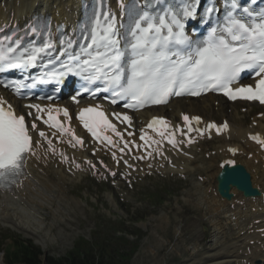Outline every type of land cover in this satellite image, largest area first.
<instances>
[{"label":"snow or ice","instance_id":"obj_1","mask_svg":"<svg viewBox=\"0 0 264 264\" xmlns=\"http://www.w3.org/2000/svg\"><path fill=\"white\" fill-rule=\"evenodd\" d=\"M94 3L95 8L87 24L81 26L80 39L64 33L62 25L53 29L50 20H33L23 30L25 36L40 38V46L32 44L21 47L23 36H18L15 40L12 36L0 37V73L11 69L35 68L38 61L48 56L43 67L47 69L58 62L59 70L43 73L36 82L51 83L48 77H56L59 82L69 74L81 76L89 83L102 81L106 85L105 91L111 87L114 96L130 99L131 102H126L124 107L133 110L166 104L172 96H200L209 91L222 93L229 100L259 101L264 105V9L257 11L245 7L240 11L236 0H231L219 26L212 28L208 38L194 46V42L185 33V22L197 15L194 0H185L183 7L179 9L174 5L161 6L158 12L148 10L149 0H145L143 5L133 4L127 13L129 23L126 31L124 23L119 22L118 15L109 6L108 0H94ZM116 3L123 13L127 7L123 0H116ZM163 4L168 5V0H163ZM205 11L210 15L217 8L210 7ZM0 31L3 29L0 28ZM56 32L61 34L54 42L53 35ZM57 44L60 46L59 55L52 57V50L56 49ZM75 45H79L78 51L75 50ZM65 56L67 60H62L61 57ZM245 71L254 72L258 77L254 85L239 83ZM125 74L126 83H121ZM3 86L11 87L7 83ZM73 102L78 103L75 97ZM111 102L115 104L117 101L113 99ZM25 107L30 110L28 115H32L34 110V121L41 120L60 137H70V147L84 145L85 141L76 136L69 126L72 117L67 108H44L33 103H28ZM43 113L47 114V119L43 118ZM60 115L63 116V122L58 119ZM113 117L122 124L132 123L128 115L113 113ZM180 118L188 133L194 130L201 137L205 131L215 129L220 134L227 129V124L217 126L214 123H209L205 129H193L192 124L201 123L200 117L182 114ZM76 120L98 143L116 145L110 136L104 134L108 132L122 138V133L99 105L81 108ZM184 128L176 125L173 131L169 121L153 117L148 121L146 129H151L160 139L146 135V129L142 128L140 140L144 145L132 146L150 148L154 144L157 147L147 150L144 156H133V159H146L153 156V152L163 156V142L177 151L180 150V144L188 146L195 143L184 132ZM31 131L37 132L41 141L47 143V151L56 153L52 140L48 139L44 131L39 130L36 123L31 124ZM176 133H181L184 139L178 141ZM128 135L132 136L133 133L129 132ZM249 139L264 150V139L259 135H252ZM59 142L64 141L61 139ZM121 142L123 147L119 151L123 153L125 149H129V143L123 139ZM34 146L41 145L34 142L26 116L17 114L11 104L0 98V188L16 183V178L23 174L27 157L36 155ZM228 152L235 155L237 149L229 148ZM60 155L62 163L69 162L67 156L63 153ZM112 159L119 164L115 152ZM71 163L75 168H80V164L75 161ZM85 163L95 169L91 161L86 160ZM124 164L132 167L126 160ZM225 164L233 165L234 161H225L221 167ZM111 175L115 176L116 173L112 172Z\"/></svg>","mask_w":264,"mask_h":264},{"label":"rangeland","instance_id":"obj_2","mask_svg":"<svg viewBox=\"0 0 264 264\" xmlns=\"http://www.w3.org/2000/svg\"><path fill=\"white\" fill-rule=\"evenodd\" d=\"M190 106L185 107L191 110L192 106ZM227 111L226 114H228ZM210 112L208 111V113ZM197 113L204 116L210 115L213 119H219L220 117L215 111L207 114L202 108ZM239 128L244 127L239 126ZM156 184L157 181H152L148 185H139L133 192L128 193L130 199L136 200L133 204L134 211L142 214L146 206L155 207L156 210L154 209L145 214L146 216L143 215V218L139 220H134L133 228L125 226V228L130 229V232H118L117 228L113 230L115 236L126 241V247L136 245L137 249L129 264H203V262L197 260L194 262L187 250H190L192 244H197L198 249L209 247L202 240L207 231L206 213L193 202V199H189L188 196L190 195H185L184 190H175L174 193L169 186L172 185L171 183L167 184L170 193L167 198L165 197L166 200L163 202L154 201L144 191L153 187L149 191H154L158 186L164 185V183ZM197 188L195 191L201 193L200 190L197 191ZM103 191L102 188L88 191V204L81 208L77 203L78 199L72 196L70 191L66 192L65 197L61 199L68 201L67 207L63 208L64 210L59 207V210L53 215H48L46 222L41 223L44 228L41 229L40 233L35 232V235H31L33 242L41 245L43 252H46L49 256H60L72 247L79 235H86L90 240L91 236L87 234L93 226L90 219L92 211L95 208L108 211L100 204H103L105 200L102 197ZM107 191L111 198L116 200V193L108 189ZM85 193L81 194L80 197H87V192ZM97 198L100 203H91ZM54 201L55 199L52 202ZM210 201L211 199L207 200L206 208L211 206ZM81 202L85 203L84 200H81ZM199 204L203 203L199 202ZM207 210L212 213L209 208ZM163 217L165 219L162 221L161 218ZM39 225L33 224V228ZM56 226L59 227L55 228ZM179 231L181 232L179 233ZM176 233L179 234L175 236ZM22 236L30 237L27 234H22ZM9 243L8 239L0 236V264L5 263L4 254L9 249ZM203 256L202 252H198L195 258L201 259Z\"/></svg>","mask_w":264,"mask_h":264},{"label":"bare ground","instance_id":"obj_3","mask_svg":"<svg viewBox=\"0 0 264 264\" xmlns=\"http://www.w3.org/2000/svg\"><path fill=\"white\" fill-rule=\"evenodd\" d=\"M64 2V3H63ZM76 3L75 0H18V4L16 0H0V13L6 16V17H10L11 14H14V16L16 17V13L17 12H22V17L23 18H27L29 16H31L34 12L36 13H50L51 15H54L53 13H57V15H59L60 17H67L66 12L63 10V8H67L70 9L74 4ZM54 6V9H52V7ZM28 7V8H27ZM27 10V11H26ZM21 17V18H22ZM205 106L209 107V103H203ZM188 105H180L178 103H171L168 108H171V110L167 113V115L169 117H175V118H179V113L182 109H185V111H190V114L195 115V113H193V108L191 107L189 110L188 108H186L185 106H189ZM168 108H160V109H156L153 110L154 113H159L161 115L164 114V111H167ZM233 111L236 112L235 108L233 109ZM141 116H143L144 114H140ZM139 115V116H140ZM238 124H236V122H234V120L232 119V124L230 126V131L228 133V143H222L220 146L217 147L218 150H221L220 154L217 156L218 158H220L219 160L221 161L222 159L226 158V154H225V148L226 147H238L239 149H246L244 150V152L248 151V152H252V159L248 160L246 158L243 159V164L245 165V167L247 168V170L250 172L251 176H252V180H253V184L254 187H258L260 192L264 193V169L262 167V164L260 163V159L259 157L255 154V152L253 151V145L249 144L246 141V135L248 134H252L254 132H256V129H245V128H239V126H237ZM257 128H259L260 130H262V135H264V118L262 117V120H258L257 121ZM222 140L225 139V137L221 138ZM241 140L244 141V145H238V143L236 144L235 142H240ZM236 144V145H235ZM215 158H212V162ZM203 160V159H202ZM257 161V163H254V161ZM184 161V167L185 170H188L189 165L191 164L190 160H186L183 159ZM50 168L49 166H46L45 168H40L42 171L41 172H45V175L39 174L38 171L39 170H34L33 166L30 169V177L27 178V180L21 185L20 188H18L17 190H15L14 194L12 196H17L18 200H23L24 202H30L31 197L34 196V194L36 192H38L37 190L33 189V186L31 185V183L33 182L35 176H39L42 178V180H45V182H48L50 180L47 174V171H45L46 169ZM58 171H61L58 169ZM195 185V189L197 188V191L200 190L201 193L199 194V199L197 200V204L200 206L199 202H202L203 205L206 204L208 199H211L210 201V205L207 208H209L210 210H212V214H211V223H212V228L214 230H216V234H218L219 232L222 231V226H229V222L227 223L226 220H222L220 221L219 219V215H222L224 218H226L229 221V217L230 216H234L236 218L235 224H233V226L237 227V230H242L247 232L249 230V226L252 224L254 219H262L264 218V206L262 205V197L259 198H255V199H247L245 200V206L244 210H242L239 206L236 205L235 203V199H238L237 197H234L230 202L229 205H234L233 209L230 210L228 208V205L225 204V202H222L219 199H215L212 196L207 194V190L202 187V184H196ZM201 197V198H200ZM0 198L4 199L6 201H9L10 196L8 194H0ZM206 207V206H205ZM206 208V209H207ZM228 215V216H227ZM264 228L263 223H261L258 226H251L250 229L255 230V229H261ZM233 231V230H232ZM257 235L252 234L249 236H246V240H254L256 239ZM244 239V240H245ZM218 240H216L217 242ZM238 243V241H236ZM215 243V242H214ZM237 243H234L231 247V250L233 249H237L236 252H238L239 250V245H236ZM239 244L241 245L242 249H244L246 247L245 242L243 241L240 242ZM192 252L194 253L196 250V247H193ZM235 252V253H236ZM257 257H261L259 254L256 255ZM262 260H264V255L261 257ZM225 262L222 261L221 264H224Z\"/></svg>","mask_w":264,"mask_h":264},{"label":"trees","instance_id":"obj_4","mask_svg":"<svg viewBox=\"0 0 264 264\" xmlns=\"http://www.w3.org/2000/svg\"><path fill=\"white\" fill-rule=\"evenodd\" d=\"M13 260H22L25 264H33L37 253L30 246L20 245V249ZM128 255L118 253L108 247H101L93 250L91 247L82 244L74 245V248L62 259L52 260L49 264H126Z\"/></svg>","mask_w":264,"mask_h":264}]
</instances>
